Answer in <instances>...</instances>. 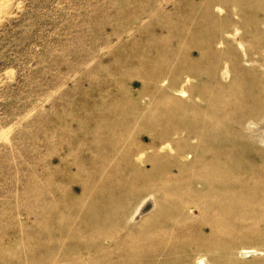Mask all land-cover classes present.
I'll return each mask as SVG.
<instances>
[{
  "label": "rangeland",
  "instance_id": "374dc122",
  "mask_svg": "<svg viewBox=\"0 0 264 264\" xmlns=\"http://www.w3.org/2000/svg\"><path fill=\"white\" fill-rule=\"evenodd\" d=\"M217 1L0 0V264H264V109L234 187L186 176L189 65L264 84V3Z\"/></svg>",
  "mask_w": 264,
  "mask_h": 264
},
{
  "label": "bare ground",
  "instance_id": "6f19581e",
  "mask_svg": "<svg viewBox=\"0 0 264 264\" xmlns=\"http://www.w3.org/2000/svg\"><path fill=\"white\" fill-rule=\"evenodd\" d=\"M238 1H239L238 6L240 7L241 10H244L246 8L247 6L246 3H248V1L251 2V0H248V1L238 0ZM260 1L264 3V0H260ZM229 3H230V0H224L223 2L224 5H227L228 10H229L228 8ZM255 6L257 9H260V10L264 9V6L262 5L259 6L258 3H256ZM232 34L236 36L237 32L236 31L232 32ZM254 47L256 48V46ZM257 51H259V49ZM246 53H243V54H246ZM263 53H264V49H263V52L260 54H262L263 56ZM238 55L241 57V54H238ZM256 58L260 60L259 55ZM237 60H235L234 62L236 63ZM249 61L258 62L256 59H247L245 57L244 62L248 64ZM238 62L239 63L237 64H240L241 61H238ZM219 63H221V61H219ZM225 63L227 62H224L222 66L218 64V66L221 68L220 75H221L222 80L221 79L220 80L224 82L223 83L224 88L223 87L218 88L219 90H217L216 93L213 91L215 95H209L208 93L210 90L209 91L206 90V87L204 85L205 84L204 70H202V68H199V67L195 68L191 64L188 67L187 81H188L189 87H188V100L186 101V103L188 107L193 109V112L192 114L186 115V122H185L186 153H187L188 158H190V160L188 159L189 161L187 160L186 162L187 164L186 166L188 167V173L186 176L188 179L189 190H191L192 193L197 198H201V199L207 198L206 194L204 193L200 194L201 193L200 191L195 192L193 188L195 187H199L201 189L205 188V190L208 192L215 191L214 187L216 186L220 188H226V187L232 188L234 187V185L236 184V181L238 180L237 178L238 173L245 171V168L248 166L244 164L246 161L243 163L244 160L242 159L243 156H241V154L243 153V151L251 150L253 144L249 142L241 141L240 137H239V140L235 139L234 137L236 136V134L237 136H239L238 133L240 132V131L236 132L235 129L234 131L236 132V134H233V137H230V135L232 134L230 135L228 134L229 136L224 135V133L226 134V131L223 132L224 130L223 128L225 127L228 130H230L233 128V126L236 123L239 124V125L236 124V126L240 128V123L247 122V124H249L250 122H252V120H258L261 115L260 113L261 110L264 109V84L262 85L258 77H256V74H258L260 71L258 73H256L257 71H255L254 74H252L250 73L252 72V69L251 67L249 68L247 64H245L244 66L247 65L248 68L247 67L244 68V67H239V65L238 66L233 65L232 67V65L229 64L230 66H228ZM218 66L216 67L219 68ZM216 70L215 69L213 70V72L216 74L214 75V77L215 76L217 77V72H215ZM237 74L241 76V79L240 80L234 79L237 82L232 85V83L234 82H232L233 79L231 78V75L232 76L234 75L235 77V76H238ZM260 76H262V74ZM218 77L220 76L218 75ZM193 78L198 80L200 84L195 95L193 94V86H192ZM220 92H224V95L226 96V97L224 96L225 99L222 98L223 94L222 95L220 94V96H218L219 95L218 93ZM187 105H186V108H187ZM261 118L264 121V113L262 114ZM218 128L223 129L222 130L223 134L222 133L220 134L219 131L217 132ZM229 133H232V131L231 132L229 131ZM262 137L263 138L261 139V141L264 142V136ZM213 142H215L219 148L222 145L225 147L224 144H226L227 147H228V144L231 146V148L234 147L233 152L231 151L233 155L232 159L234 161H237V165L240 163L242 166L240 168L234 167L235 166L234 162H233L234 166H232L231 164H230L231 166L226 165L233 161L232 160L230 162L227 159L229 162L226 164L220 163L221 165H225V167L219 166L221 167L219 169L217 165L218 163L216 164V162H220V160L219 161L216 160L215 162L214 161L215 159L212 160L210 158L212 162H209L206 154L210 153L212 149H214V147L212 146ZM252 150H254V148ZM257 150L260 151V153L262 152V150L259 148ZM230 155L231 153L229 154V156ZM214 156H215L214 158H217L216 154H214ZM225 157L229 158L226 155ZM240 158L243 161H241ZM253 195L254 194L251 195L246 192L240 193L241 198H244V197L251 198L253 197ZM140 210H141V206L137 208V212L138 211L140 212Z\"/></svg>",
  "mask_w": 264,
  "mask_h": 264
}]
</instances>
